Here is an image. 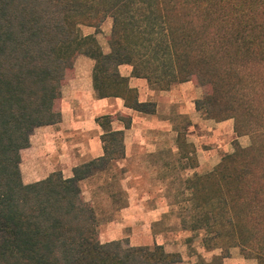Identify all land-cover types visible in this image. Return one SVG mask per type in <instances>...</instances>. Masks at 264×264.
I'll return each instance as SVG.
<instances>
[{"label":"trees","instance_id":"trees-1","mask_svg":"<svg viewBox=\"0 0 264 264\" xmlns=\"http://www.w3.org/2000/svg\"><path fill=\"white\" fill-rule=\"evenodd\" d=\"M107 16L111 51L104 53L96 36L83 35L79 26L100 32ZM78 54L95 61L98 97H122L132 109L154 112L155 104L139 102L118 71L130 63L135 75L150 78L137 67L149 56L162 63V75L202 89L195 105L207 118H231L236 135L249 136L248 146L235 139L233 151L212 170L185 179L190 208L184 220L202 231L206 248L220 247L226 256L237 246L245 258L264 264V0H0V264L180 259L158 244L99 239L97 213L79 182L124 156V133L110 129L112 116L97 118L103 156L75 166L68 178L55 171L22 180L21 150L36 127L61 119L62 83ZM178 144L195 165L194 145L182 135Z\"/></svg>","mask_w":264,"mask_h":264},{"label":"crops","instance_id":"crops-1","mask_svg":"<svg viewBox=\"0 0 264 264\" xmlns=\"http://www.w3.org/2000/svg\"><path fill=\"white\" fill-rule=\"evenodd\" d=\"M79 28L83 35L94 34L104 53L111 51L110 19L103 21L97 33L93 26ZM140 50L150 53V49ZM146 59L141 56L137 67L150 78L135 75L130 63L120 64L118 71L136 90L139 102L155 104L152 113L126 106L122 97H98L92 78L95 61L78 54L72 76L62 83L61 119L36 127L29 146L21 150L23 182L39 181L55 171L68 178L75 166L103 156L104 129L97 118L112 116L110 129L124 133V156L79 182L84 200L97 213L100 241L162 245L167 253L180 257L171 264H256L240 254L237 246L230 247L226 256L220 247L206 248L202 231H193L184 220L185 208H190L185 179L212 170L222 155L233 151L235 139L248 145L246 137L236 135L233 119H209L196 108L202 89L193 81L174 82L172 76L162 75L161 62ZM179 135L194 145L195 165L183 154Z\"/></svg>","mask_w":264,"mask_h":264},{"label":"rangeland","instance_id":"rangeland-1","mask_svg":"<svg viewBox=\"0 0 264 264\" xmlns=\"http://www.w3.org/2000/svg\"><path fill=\"white\" fill-rule=\"evenodd\" d=\"M106 19H110V20L112 21V18H111L110 16H107ZM106 19H105V20H106ZM80 26L84 27V26H86V25L81 24ZM243 136L246 137V139H247V141H248V145H249V144H250V138H249V136H248V135H243ZM239 144H240V143H239ZM240 145H241V144H240ZM248 145H246V146H248ZM241 146H242V145H241ZM246 146H243V147H246ZM233 149H234V146H233ZM238 249H239V247H238ZM239 251H240V249H239ZM240 254H241V252H240ZM250 259L255 260L254 258H250ZM255 261H256V260H255ZM256 264H257V261H256Z\"/></svg>","mask_w":264,"mask_h":264}]
</instances>
